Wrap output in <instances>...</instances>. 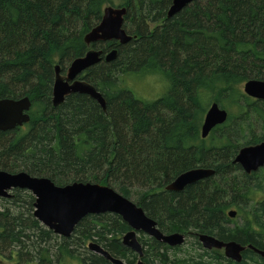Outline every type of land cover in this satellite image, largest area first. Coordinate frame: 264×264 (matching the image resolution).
<instances>
[{
  "label": "trees",
  "instance_id": "trees-1",
  "mask_svg": "<svg viewBox=\"0 0 264 264\" xmlns=\"http://www.w3.org/2000/svg\"><path fill=\"white\" fill-rule=\"evenodd\" d=\"M113 1L0 0V100L32 102L27 124L0 131V170L48 178L57 187L108 185L164 234L185 235L188 251L142 234L146 264H264L249 248L237 263L199 243L209 234L264 251V168L247 174L234 163L242 148L264 142V101L241 90L264 80V0H198L172 18L173 0H124L123 24L133 39L87 45L84 37ZM91 49L102 50V60L79 79L103 95L106 110L80 93L54 106L56 66L66 75ZM113 49L117 58L105 62ZM135 74L161 75L168 91L154 101L137 99L120 86ZM225 101L238 114L229 113L204 139L209 106L228 110ZM195 168L215 175L181 192L165 189ZM34 204L25 190L0 198V253L11 251L16 263L113 264L90 251L91 242L127 264L138 261L123 246L131 229L119 215H89L65 238L41 225Z\"/></svg>",
  "mask_w": 264,
  "mask_h": 264
},
{
  "label": "water",
  "instance_id": "water-1",
  "mask_svg": "<svg viewBox=\"0 0 264 264\" xmlns=\"http://www.w3.org/2000/svg\"><path fill=\"white\" fill-rule=\"evenodd\" d=\"M198 0H173L168 11V18L175 17L184 8ZM127 8H116L111 5L104 9L101 23L87 34V45L98 42H119L128 44L133 37L124 28ZM103 51L99 49L89 50L84 57L71 62L66 75L61 74V67L57 65L56 79L53 88L52 100L54 106L61 105L68 95L80 93L96 100L103 110H106V100L93 85L79 79L80 74L97 65L102 60ZM118 50L113 49L105 55V62L115 61ZM247 96L264 101V80H250L244 84V92ZM213 103L206 113L202 127V137L207 138L213 129L225 124L228 120V112ZM32 102L29 97L21 99L0 100V131L14 130L30 121ZM247 174L258 172L264 168V142L254 146L244 147L235 159ZM215 175L214 169L195 168L178 176L165 189L172 192H181L188 185L210 178ZM15 189L31 192L35 197L34 216L48 230L59 237H70L78 223L89 215L116 214L119 215L130 227V231L122 237L123 246L138 254L135 264H146L142 257L144 249L138 239L139 234L153 238L172 248L182 246L186 237L180 233L164 234L158 229L157 223L147 216L144 210L132 200H129L108 185L75 182L66 186L57 187L48 178L31 176L27 172L10 173L0 170V198H11ZM231 218L237 216V212H229ZM199 243L206 250H223L226 258L240 263L243 252L249 248L264 258V251L254 248L252 245L243 246L237 242H223L216 237L199 235ZM90 251L100 254L113 264H127L122 259H116L101 245L91 242ZM70 264H74L70 263Z\"/></svg>",
  "mask_w": 264,
  "mask_h": 264
},
{
  "label": "rangeland",
  "instance_id": "rangeland-1",
  "mask_svg": "<svg viewBox=\"0 0 264 264\" xmlns=\"http://www.w3.org/2000/svg\"><path fill=\"white\" fill-rule=\"evenodd\" d=\"M113 2H114V5L118 7L121 4H123L124 0H114ZM122 78H123L122 79L123 83H121L120 86L123 88L129 89L135 95L137 99L142 100V101L157 100L161 96H163L168 91V88H169L168 82L164 78H162L161 75H157V74H147V75H141V76H138L137 74H135L131 76H124ZM241 90L243 93L244 85L241 87ZM213 103H211V105ZM229 103L230 101L226 103V106H229V108L227 107L228 110L226 111L228 112V114L232 113L233 115H237L239 109H237L235 106H230ZM236 220L239 221V219H236ZM141 235L142 234H139V236ZM182 247L186 251H188L190 249V244H188V242L186 244L184 243ZM10 252L11 251H4L3 253H0V264H18L16 263L18 261L17 255L14 258L10 257Z\"/></svg>",
  "mask_w": 264,
  "mask_h": 264
},
{
  "label": "flooded vegetation",
  "instance_id": "flooded-vegetation-1",
  "mask_svg": "<svg viewBox=\"0 0 264 264\" xmlns=\"http://www.w3.org/2000/svg\"><path fill=\"white\" fill-rule=\"evenodd\" d=\"M123 3H125V1H124ZM172 4H173V2H172ZM172 4H171V6H172ZM111 6H113V5H111ZM171 6H170V7H171ZM113 7H116V6L114 5ZM120 7H121V8H124V9L127 8L126 6H125V7H124V6H118V7H116V8H120ZM127 9H128V8H127ZM169 9H170V8H169ZM167 15H168V13H167ZM124 23H125V21H124ZM15 190H19V189H15ZM13 191H14V190H13ZM13 191H12V193H13ZM0 233H1V229H0ZM141 234H142V233H141ZM139 237H140V236H139ZM139 237H138V238H139ZM202 246H203V245H202ZM213 250H214V249H213ZM215 250H216V249H215ZM209 251H210V250H209ZM123 261H124V260H123ZM124 262H126V261H124ZM36 264H37V263H36Z\"/></svg>",
  "mask_w": 264,
  "mask_h": 264
}]
</instances>
